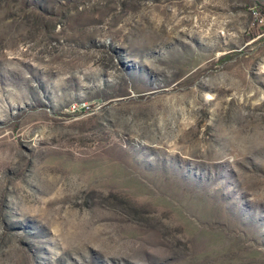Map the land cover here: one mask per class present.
Masks as SVG:
<instances>
[{"label": "rangeland", "instance_id": "rangeland-1", "mask_svg": "<svg viewBox=\"0 0 264 264\" xmlns=\"http://www.w3.org/2000/svg\"><path fill=\"white\" fill-rule=\"evenodd\" d=\"M0 264H264V0H0Z\"/></svg>", "mask_w": 264, "mask_h": 264}]
</instances>
